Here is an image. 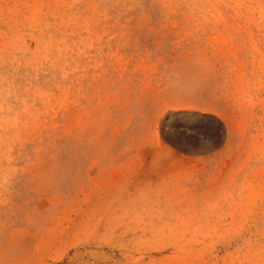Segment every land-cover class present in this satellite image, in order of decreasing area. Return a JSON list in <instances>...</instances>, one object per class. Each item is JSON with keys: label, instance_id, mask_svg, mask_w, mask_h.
<instances>
[{"label": "rangeland", "instance_id": "rangeland-1", "mask_svg": "<svg viewBox=\"0 0 264 264\" xmlns=\"http://www.w3.org/2000/svg\"><path fill=\"white\" fill-rule=\"evenodd\" d=\"M0 264H264V0H0Z\"/></svg>", "mask_w": 264, "mask_h": 264}, {"label": "bare ground", "instance_id": "bare-ground-1", "mask_svg": "<svg viewBox=\"0 0 264 264\" xmlns=\"http://www.w3.org/2000/svg\"><path fill=\"white\" fill-rule=\"evenodd\" d=\"M186 100V99H185ZM256 103V102H255Z\"/></svg>", "mask_w": 264, "mask_h": 264}]
</instances>
